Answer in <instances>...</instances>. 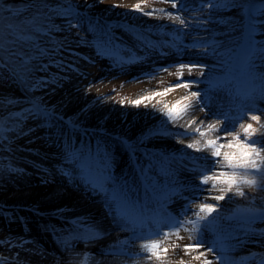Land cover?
<instances>
[{
	"label": "rangeland",
	"instance_id": "rangeland-1",
	"mask_svg": "<svg viewBox=\"0 0 264 264\" xmlns=\"http://www.w3.org/2000/svg\"><path fill=\"white\" fill-rule=\"evenodd\" d=\"M44 2L55 7L63 0ZM69 2L75 6L78 17L64 18L48 13L47 9L40 11L41 0H0V15L4 17L2 23L5 30L9 24L16 25L28 38L16 47L29 61L31 69L25 73L19 63L20 58H16V67L26 76V80L21 82L8 78L11 66L0 68V100L4 101L0 104V117L15 113L9 124H18L22 133L16 135L9 132V139H0V261L3 264L44 263L46 257L41 253L52 254L48 243L52 235L59 233L67 238L66 241L69 240L68 247L63 244L64 241L59 242L60 255L77 253L80 248L100 243L104 237L71 241L70 235H74L76 230L70 222L72 219L75 221L82 209L92 203L109 211L103 195L94 192L86 183L88 177L99 178L106 165L107 175L111 177L107 188H119L130 202H136L138 214H142L144 209L160 214L161 208L170 213L166 202L175 190L178 194L175 198L179 201L174 207L181 213L171 215L172 218L186 219L198 211L201 200L197 197L202 195L198 193L200 188L192 191L182 187L198 176L197 165L192 163L193 157L207 153L187 148L186 145L193 140L183 136L184 130L174 132L171 129L174 125L167 122L159 111L164 104L172 106L168 98L178 89L166 96L145 101L139 107L133 106L134 101L178 83L176 66L179 64L198 63L204 66L202 76L199 68H194L191 75L187 69L183 70L184 80H199L198 89L195 86L191 87L194 88L192 90L179 88L201 91L202 100L207 105L204 119L222 118V112L235 117L240 107L247 103L242 96L233 95L239 88L242 94L254 90L257 96L255 109L258 111L251 114L259 115L260 122L264 123V98H259L264 88V59L256 55L250 62L246 60L241 45L245 39L243 29L247 17L244 7H240H250L259 16V11L264 9V0H182L186 5L181 12L188 25L186 28L178 20L159 11L147 16L132 10L135 4L140 3L142 12L161 8L176 11L171 9L170 4L158 0ZM208 3L215 6L209 8L206 6ZM48 15L51 19L47 18ZM69 20L76 26L69 27ZM33 28L41 31H34ZM254 38L257 45H264V31L258 30ZM194 45L203 47L194 48ZM162 68H168L172 75L160 71L155 78L148 79L153 70ZM212 79H228L231 83L228 90L216 91L209 88ZM9 99L14 101L12 105L7 103ZM36 104L54 113L57 118H33L28 110ZM240 122L247 124L253 121L244 117ZM188 133L195 136L192 128L188 129ZM211 135L209 133L207 138L211 139ZM171 141L178 145L170 144ZM29 160L37 166L28 164ZM11 182H18L20 188L65 187L90 199L86 198L85 205L83 202L82 206L65 209L59 214H45L44 210L49 207L34 200L16 205L15 199H6L5 195L14 191ZM244 191L245 197L226 198L219 202L218 209L224 216L238 215V219L220 222L225 226L232 225V235L238 238L221 240L214 253L195 260L193 256L205 252L207 246L216 242V234L204 232L205 247L185 255L182 247L193 241L189 240V232L181 229L179 235L182 239L171 236L167 241L168 251L162 254L164 264H176L181 259L184 264H202L204 259L217 264L224 258L232 264H240L251 253L264 254V193L249 188ZM196 193L199 195L194 197ZM60 196L65 198V191ZM91 199L94 201L91 202ZM58 201L54 199L52 202L56 204ZM111 213L113 216H108L102 226L95 224L92 227L101 230L116 224L126 243L146 242L142 237L150 231L144 229V224L136 221V225L124 227L126 223L114 219V211ZM249 214L255 216L250 225L245 222ZM41 215L46 219L50 216L54 225L46 230L48 234H40V240H29L30 237L23 234L22 238L13 240L7 237L14 232H25L23 226H30L35 231L30 220L40 219ZM147 216L151 218L150 214ZM148 223V227L153 229L151 231H155L156 227L153 228L150 221ZM14 227L19 231L12 232ZM186 227L190 229L191 225ZM246 228L248 234L245 233ZM159 229L166 231L167 226ZM112 245L117 248L113 253H89L97 257H122L123 262L119 264H126L127 259L132 258L126 255L123 243ZM172 245L181 247L173 248ZM119 249H123L124 254H115ZM152 264L159 262L153 261Z\"/></svg>",
	"mask_w": 264,
	"mask_h": 264
},
{
	"label": "snow or ice",
	"instance_id": "snow-or-ice-1",
	"mask_svg": "<svg viewBox=\"0 0 264 264\" xmlns=\"http://www.w3.org/2000/svg\"><path fill=\"white\" fill-rule=\"evenodd\" d=\"M103 3V0H99ZM160 3L170 4L171 9L175 12L167 9H152L148 12H142V4L137 3L133 6V11L140 12L141 15L152 16L156 11L164 13L167 17L178 20L185 28L188 26L185 18L181 14L182 9L186 7L183 5L182 0H158ZM87 6V5H86ZM209 8L214 7L212 3L206 5ZM118 7V5H113ZM244 7L245 15L247 17L244 25V42L241 45V49L246 53V60L251 61L253 56L258 55L261 59H264V45H257L254 34L259 31H264V9L259 11V16L256 12H253L250 7ZM44 9L48 10V13H52L59 17L69 18L73 16H79L75 6H73L69 0H63L62 3L55 7L47 4L44 0H41L40 11ZM47 15V14H45ZM51 19V16H47ZM4 17L0 15V68L9 69V77L14 81L23 82L26 80L20 69L16 67L17 59L20 58L19 63L24 72H29L31 69L28 67L29 61L24 59V54L16 47L21 41L28 39L21 34V30L16 25H7V30L3 25ZM76 25L69 20V27H75ZM34 31H41L39 28H33ZM103 44L104 42L101 41ZM196 47H203L200 45H194ZM177 67V80L179 81L175 85H170L163 91H154L151 96L142 97L139 100L133 102V106L139 107L141 103L149 101L159 96H166L175 89L183 88L189 90L195 86L199 88V80H184L183 70L187 69L189 75H191L194 68H199L200 75L204 74V66L198 63H181ZM169 72L168 68L155 69L149 80L155 78L158 72ZM169 75H172L169 72ZM231 83L228 79H212L210 80L209 88L222 91L228 90V84ZM203 95H206L203 94ZM234 96H242V99L247 101L244 103L235 117L231 116L228 112H222L221 116L215 118L214 122H207L200 120L197 125L195 119L187 120L180 126L184 128L183 136L192 139V143L186 145L187 148L193 149L196 152L207 153L204 156L195 158L197 160L196 171L198 173L197 179H199L201 187V193H208L207 196H201V202L198 205V211L192 213L191 217L174 219L171 217L160 218L156 221L158 225H166L167 230L161 231L157 228L155 231H150L147 236L142 237L146 242L141 243V253L138 254V259H143L145 264H152L153 261L164 264L162 260V254H166L168 251L167 241L169 237L176 236L177 239H182L179 233L181 229L189 232V240L193 243L184 245L182 251L185 255H188L190 251H196L201 247H205V240L203 239L204 232H213L216 234V242L206 247L205 252L199 253V255L193 256L195 260H200L201 257H206L208 253H214L217 245L223 239L238 238L232 235V225L225 226L220 222L222 220H234L238 219V215L234 213L232 216H224L221 211L219 202L227 199H232L235 196L245 197V188L255 189L257 192L264 193V123L260 122V116L257 114H251L255 109V101L257 96L254 95V90L249 91L246 94H242L240 89L237 88L233 93ZM264 98V88L260 91V97ZM4 101L0 100V104ZM9 105L14 103L13 100H7ZM202 100V93L199 90L189 91L188 95L181 97L171 107L168 104H164L163 109H160L161 114L167 118V122H171L173 125L178 124L181 120H184L193 109L200 112H205L206 104ZM29 115L33 118L52 120L57 117L54 113L49 112L46 108L41 107L39 104L33 106L28 110ZM207 115V113H205ZM15 113H9L7 117H0V139H9V132H14L16 135L22 134L19 130V125H10L9 120L15 117ZM244 117H247L251 121L257 122L259 128L253 126L252 123L240 122ZM237 124L240 131L237 130ZM193 125H196L193 128ZM218 125H221L218 127ZM192 128L195 136L188 133V129ZM211 133L213 138L209 139L208 134ZM259 133L260 138L256 137ZM231 139H227V137ZM198 137V138H197ZM227 149V151H225ZM108 167L105 166V171L99 178L88 177L86 183L97 194L103 195L109 208H111L115 215L114 219L119 220L126 224L136 225L137 220V206L130 202L123 192L116 187L111 190L107 188V182L111 180V177L107 175ZM218 193V194H213ZM174 194V193H172ZM231 194V195H228ZM171 194L169 195L170 198ZM211 199L216 201V204L205 203L204 201ZM194 202V201H193ZM191 208V204L188 205ZM215 213V215H213ZM187 214L185 213V216ZM255 218L254 215L249 214L245 222L251 224ZM264 218V217H262ZM191 225V228H187L186 225ZM245 233L248 234V229H245ZM74 235H79L81 238L87 237L89 240L96 239L100 233L95 228L88 226L86 223H79L77 225ZM69 245L66 244V247ZM173 248L181 247L180 245H172ZM115 254H124L123 249H119ZM81 258L78 264H91L89 254H80ZM3 264V261H0ZM178 264H184L181 259ZM202 264H213V261L204 259ZM217 264H232L227 258L223 261H218ZM240 264H264V254L251 253L250 256L245 257Z\"/></svg>",
	"mask_w": 264,
	"mask_h": 264
},
{
	"label": "bare ground",
	"instance_id": "bare-ground-1",
	"mask_svg": "<svg viewBox=\"0 0 264 264\" xmlns=\"http://www.w3.org/2000/svg\"><path fill=\"white\" fill-rule=\"evenodd\" d=\"M192 89H194V88H191L190 90H192ZM188 92L189 91H184L183 89H178L177 91L172 93V95L169 96L168 100L173 105L177 100H180L181 97L188 95ZM213 110H215V108ZM205 113H206V109H205V112L193 110L191 113H189V115L187 117L184 118V120H181L180 123L174 125L173 128H171V129H173L174 132L184 130V128L181 127L180 125L184 124L185 121L191 120V119H195L196 121L205 120L206 123L207 122H214V119H210V120L204 119L206 117ZM214 115H216V114H214ZM252 124L254 127L259 128V124H257V122L253 121ZM193 126H196V125H193ZM220 126L221 125H218V127H220ZM237 126H238V124H237ZM238 131H240V129ZM212 138H213V136H212ZM254 138L259 139L260 138L259 133H257L256 137H254ZM227 139H231V137L229 136V137H227ZM183 142L184 141H182V144H183ZM170 144L175 145V146L178 145V143H175L173 141H171ZM225 151H227V149H225ZM192 161H193L192 162L193 164L197 165L198 162L195 159V157H193ZM27 163L31 164V165L36 164L30 160L27 161ZM36 166H37V164H36ZM39 167L46 169L43 166H39ZM10 185L14 191L13 192L10 191L9 193H7L5 195L6 199H8V200L9 199H15L14 203L16 205H22L23 202L34 200L35 202L39 203L40 205H45L46 207H49L47 210H44L45 214H51V215L56 214V213L59 214L65 209L76 208L79 205L82 206L83 202L85 205V202L87 201L86 198L90 199L89 197H85V195L82 193H77V192L72 191L71 189L65 188V187L56 188L53 186H49V188H43L42 186H39V187H31V188L30 187L29 188H20L18 182H11ZM201 187H204V186H200L199 179H197V176H196L194 181L189 182L188 184H185L182 188L185 190H192L193 191V190H198ZM64 191H65V198H60L61 197L60 193H63ZM175 191H177V190H175ZM175 191H173L174 192V195L172 196L173 199L172 198L169 199L168 203L166 201L165 202L167 204L166 206L172 210L173 215H179L181 213V210H176V208L174 207L176 204H178V201H179L178 198H175L178 195ZM198 193L202 194V195H199ZM198 193L194 194L195 195L194 197H196L197 195H199V197L208 195V193H201L200 191H198ZM23 197H25L26 199L21 200V198H23ZM199 197H197V199L200 200ZM54 199L59 200V201L55 204L52 202ZM93 201H94V199H91V202H93ZM207 201L213 202L214 200L207 199ZM134 204H136V202ZM187 210H189V208H187ZM112 211L113 210L111 208H109V211H108V209L106 210V209L100 208L97 205H95L94 203H92L90 205L85 206L82 209V213L80 214V216H78V218L75 221L72 219L70 224L73 225L75 230L77 229V225L81 222L86 223L88 226H91V227L95 224H101L99 226H102V223L105 221L106 218H108V216H110V217L113 216L111 213ZM39 217H40V219L34 218V219L30 220L32 227L36 229L35 231L33 229L31 230L29 228L30 226L29 227H24V226L22 227L21 226L22 228H24L25 232H23V233L19 232L20 234L19 233L17 234L14 232V233H11L10 235H7V237H11V239L13 240L15 238H22V234H23L26 237L28 235L30 237V238H28L29 240H32V239L40 240V234H42V233L48 234V233H46V230L49 228H52L54 223H53V221L50 222L51 221L50 216L47 219L43 215H41ZM49 222H50V225L48 224ZM1 223L2 222L0 221V224ZM155 226L157 227V224ZM117 227L118 226H116V224H112V225H110L104 229H101V230L99 229L98 230V232L100 233L99 237H104V239L100 243H94V244H91L89 246L80 248L79 251H77V253H72L69 255L58 254V252L60 250L59 249V247H60L59 242L64 241L63 244L69 245V240L66 241L67 238L60 233L57 234L56 236L52 235L51 242L48 243V246L53 251L52 254L46 255V254L41 253L42 256L46 257V260L44 263L42 261L41 263H37V264H77V261H80V258H81L80 254H83V253L89 254L90 258L93 259V260L91 259V262L106 263V264L111 262L112 264H119V263L123 262L122 257H117V256H115V257L114 256L97 257L94 255H90L89 251H99L102 253H104V252L108 253L110 251L113 253L114 251H116L115 249H117V248L111 247V246H113L112 244L122 245V243L126 247V251L128 253L126 255L132 256V258L127 259V261H126V259H124V261L127 262L126 264H145V261L143 259H138L137 258L138 255L134 254V252H133V251H136L137 253H140V251H141L140 245L141 244H139V243L138 244L126 243L124 241V235L122 234V232L118 231ZM124 227H130V225H125ZM13 231L18 232L19 229L14 227L12 229V232ZM15 236H17V237H15ZM70 236H72L71 241H73V242L78 241V240L83 241V240L88 239L87 237L81 238L79 235L78 236L77 235H70ZM139 239H141V238H139ZM85 249H88V251L85 252ZM197 255H199V254H197ZM172 257H173V259L176 258L174 256H172ZM176 264H178V261ZM193 264H196V263L194 262Z\"/></svg>",
	"mask_w": 264,
	"mask_h": 264
}]
</instances>
